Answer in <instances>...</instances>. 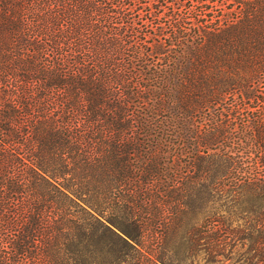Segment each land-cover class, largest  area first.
<instances>
[{
  "label": "trees",
  "instance_id": "trees-1",
  "mask_svg": "<svg viewBox=\"0 0 264 264\" xmlns=\"http://www.w3.org/2000/svg\"><path fill=\"white\" fill-rule=\"evenodd\" d=\"M235 236L264 264V0H0V264Z\"/></svg>",
  "mask_w": 264,
  "mask_h": 264
},
{
  "label": "rangeland",
  "instance_id": "rangeland-1",
  "mask_svg": "<svg viewBox=\"0 0 264 264\" xmlns=\"http://www.w3.org/2000/svg\"><path fill=\"white\" fill-rule=\"evenodd\" d=\"M197 196L198 197H196L193 204V210H195L196 218H198L200 223L198 229L203 231L205 226L210 223H214L212 222V211L215 208H218L217 212H224L228 204H225L224 201H217L213 204V201L206 190H203V192ZM216 215H218V213H216ZM205 219H209L207 220L209 222L206 221L205 223ZM228 242L229 243L225 246L223 254H214L209 250H205V245H199L191 260L183 259V255L181 253L173 256V258H175L174 261L172 260V257H170L169 260L172 264H245V254L243 252L246 248V244L243 246L244 241L238 236H235L229 238ZM199 244H202V240Z\"/></svg>",
  "mask_w": 264,
  "mask_h": 264
}]
</instances>
